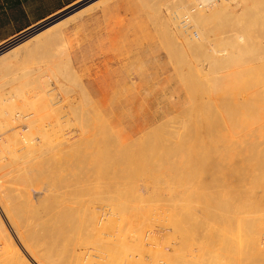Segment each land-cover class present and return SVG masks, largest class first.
Listing matches in <instances>:
<instances>
[{
  "label": "rangeland",
  "instance_id": "374dc122",
  "mask_svg": "<svg viewBox=\"0 0 264 264\" xmlns=\"http://www.w3.org/2000/svg\"><path fill=\"white\" fill-rule=\"evenodd\" d=\"M85 1L87 0H82L60 15L81 5ZM95 1L91 0L83 5L85 7ZM177 1L179 0H112L106 5L100 6L76 18L65 26L60 27L58 29V31L60 30L58 33H61L59 38H57L58 33L54 34V38L53 36L46 39L44 36L42 40L34 38V40L25 43V45H29V51L26 52V54H19L20 56H17V59L14 57L15 60L12 59L9 63H0V65L8 64L0 68V175L3 174L0 176V199L4 198L5 195L6 197L8 196L10 200L12 198L13 200L24 199V201L28 199L27 201L29 204L26 206L20 205L19 203L14 205L9 204L10 206H8L11 212L9 216L14 219L16 223L17 221L18 223H24L23 221L26 220L32 227L36 226L33 227L34 229H31V234L29 233V237L32 241L37 240L38 243V240H46L51 243L54 240L51 241L49 240L50 238L48 239L46 236L50 237L54 234V231H59V233L56 232L59 235H55L56 237L58 235L56 240L58 243H55V241L51 243V247L54 248V246L56 247L57 245L58 249L56 248L54 250L52 248L51 250V247L48 246L49 250H47L49 253L53 251L57 252L54 256H51V258L53 257L51 259L53 264H56V262L57 264H73L76 259H78V263L75 262L74 264H80V261L82 264H98L97 262H99V260H95L93 257V259L89 258L90 261L81 259L80 256L71 260L70 258L72 257L69 255L73 253V250L71 251L70 249L72 245H70L69 242L73 239V242H75L78 236H82L83 226L85 227L88 225L86 221L87 216L90 215V211H95L94 215H96V220L99 217V219H103L102 223L104 224L101 225L100 221V224L97 225L98 228L96 231L100 230V232L104 231L107 221L113 218L117 222L120 218L129 219V217L145 221L143 225L146 230L145 228L144 230L150 231L148 234L150 236L145 235L142 238L140 246H135V244L132 250L130 249V252L135 251L134 253H136L133 254L131 252L134 256V264H167L170 262L171 258L172 261L174 260L175 262H170L172 264H264V258L257 262V259L252 257L248 244L250 238L248 233L256 226L264 224L261 222L257 223L258 221L264 220V212H261V210L264 211V202L259 206V201L255 200L257 198L259 199L260 196L264 199V189L259 190L262 189L264 185L257 188L258 195H256L257 193L253 194L256 195L257 198L248 197V199L245 200H248V202H244L243 204L239 202L242 198H239L237 202H235V204H239L240 206L239 211L241 210L235 217H239L231 218L230 223H228L229 225L225 220L219 221L228 225L221 228V230L227 229L228 231L226 230L225 232L228 234L225 233L226 237H223L225 239H218L214 234L217 229L214 230L213 227L215 226L214 219L216 222H218V220L215 217L212 219L213 216H211V214L214 215L215 212L213 211L212 213L211 210L209 212L207 206H211L210 208L213 210V208L220 203L218 200L213 199L215 198L213 196V183H218L217 178L221 177L223 171H217L215 173L207 172L205 179L207 177L209 179L204 180V178H202L203 180L197 184L198 186L195 185L192 178L193 174H195L193 173L195 167L206 164V162V165L214 164L212 155H233L231 157H244V159L248 156L246 161V166L249 164L246 169L248 171H245V173L252 172L251 168L256 164V157L258 158L259 153L264 156V17L255 20L257 24L256 28L250 26L249 24L254 21V18L253 15L248 14L247 10V8L253 7L255 4L257 5L255 10H258V6L262 3V0H229L231 3L228 8L229 10L226 9L218 13L220 15L217 14L211 21V26L214 28V31L218 27L215 32L226 29L222 38L215 37V40H210L209 45L204 43L207 47L195 50L191 48L190 42L184 40V37L189 38V36H191L193 40L197 42L201 34L199 30L193 27L191 30H188V28L183 25L181 16L182 14L185 15L190 8L195 7L198 1L195 0L194 3L196 5H188L181 16L179 15L180 17L171 11L174 7L173 4H176ZM214 1L218 4L222 0H213L212 3H214ZM172 2L174 3L171 4ZM212 3L209 7L213 8L214 4ZM83 5L64 16L59 17L60 15H58L57 18L54 17L42 23L36 29L26 31V36L32 33H40L39 31H45V29L50 28L52 25L54 26V23L59 22L60 19L71 13L78 12V9H83ZM170 14H174L173 16L175 18ZM190 24L192 23L190 22ZM186 31L190 35L187 34ZM226 36L235 39L234 44L233 42H226V40H224ZM172 39H175V41ZM20 41L1 52L8 51L20 43ZM210 47H214L217 51L219 50V53L216 55H225L222 60H219L220 62L222 61L220 64L218 60L211 62L212 68H209V60L211 61L210 51L204 50H209ZM68 51L72 56L71 65L69 56L65 54ZM1 56L2 55H0V58H2ZM199 72H201L202 75ZM75 73L78 74L79 78ZM89 73L92 75H85ZM76 77L78 80L75 79ZM81 88L87 91L89 90L87 93L89 97L86 95L84 96L83 93L85 90ZM97 88L106 89L105 91L96 92L95 90H97ZM40 90L42 91L41 93ZM221 90H223L222 93ZM42 97L44 99H42ZM87 97L88 101L85 99ZM89 101L95 103L92 104V102H90V104H92L90 105L88 103ZM50 102L51 106L48 104ZM70 103L71 105L74 103L75 108H78L74 110L75 108L73 107L69 113L70 109L68 105H70ZM258 106L262 109L258 108ZM50 107L52 110H55V112H52ZM218 107L222 108L219 110ZM73 110L74 112H72ZM94 110L98 111L99 115H96ZM23 115L29 118L24 120L25 118ZM30 117L32 120H29L31 119ZM148 120L152 121V123L144 127V125L148 123ZM211 121L214 122L215 125L211 123ZM78 122L81 123V126H79L80 124ZM82 122L87 123L85 126H82ZM109 123H112L111 128L108 125ZM246 123H248V125L250 124L248 128L250 127L249 129L252 130L251 132L253 134L248 132V128H244L247 126ZM76 125L82 128L88 126L85 129L89 128V130L83 131L84 129L80 128V132L79 127ZM258 125L260 128H258ZM206 126L209 128H206ZM48 127L51 128V130ZM28 128H30V130H28ZM16 129H18V131ZM225 129H227V131ZM14 131L15 133H12ZM76 131L77 133H75ZM138 131L140 132L136 134ZM92 133L94 137L91 135ZM217 133L220 135H217ZM77 134L80 135L78 136ZM127 134H131L134 137V141L132 140V142L130 141L131 143L128 142L123 144L121 139L127 136ZM86 135L90 136L88 140L86 139L89 136ZM13 136L14 138H12ZM22 136H25L28 143H30V149H28L29 147L27 148L29 151L23 148L25 144L23 141L24 139L21 138ZM61 137H64V142L59 140ZM77 137L79 140L76 139ZM97 137L99 139H97ZM92 138L94 140H92ZM100 140H103L105 143ZM79 141L84 143L81 144ZM86 141L90 142L86 144ZM151 141H153V144ZM75 142H77L78 151H75L77 150V147L74 148L75 144H71ZM63 143L66 145L69 143V145L72 146L65 147ZM55 145H57V148L54 147ZM82 146L83 148H80ZM124 146L125 148H123ZM71 147L74 151L73 153L70 150ZM58 148L59 150H57ZM50 149H52V151ZM150 149L152 150L149 151ZM166 151H168V153ZM79 153L83 154V157L79 155ZM206 153L207 156H210L206 157ZM256 154L258 155L256 156ZM128 155H130V157H128ZM200 155L205 156L203 158L202 156L200 157ZM146 156L148 159H146ZM197 157H200V162H196L199 159ZM253 158H255V160ZM230 160L225 163H230L228 164L229 166L226 165L227 167L224 169L226 173H233L231 169L237 168L238 166L237 160H234L235 163L233 159ZM90 162L91 164H89ZM83 168L85 171L91 168V171H97L101 174V178L95 184H92L94 187L85 183V187L83 186V188L78 189L80 192L78 190L76 192H71L72 194L68 196L69 199L64 197L57 198L54 194L50 195L45 191L44 188L47 189L50 184L55 188L59 184L57 181L66 180V175L70 176L69 172L72 171V169L81 171ZM188 168L191 173L186 172ZM15 170L17 171L15 172ZM65 171L66 174L64 175L63 172ZM146 171H148V173ZM216 173L217 175H215ZM59 174H63V178L60 177ZM213 174L215 177L212 176ZM233 174L235 175V172ZM185 177H188L189 185L187 187L188 190L185 192L187 194L183 191ZM158 184L160 186H158ZM113 190L115 191L113 192ZM168 190L170 193L167 192ZM115 193L118 197L114 195L115 198H113V194ZM120 193H122V195H120ZM16 194L18 196H16ZM44 194L47 195L43 197ZM205 194H207V196ZM208 194H211V196H208ZM109 195H111V198ZM246 196H248V194H246L245 197ZM249 199L258 202L255 204V201H249ZM207 201L209 202L207 203ZM225 201L226 200L222 203H225ZM242 201H244V197ZM31 202L34 203L31 204ZM249 202H254L253 204L257 206L247 205ZM77 205L79 206L76 207ZM72 206L74 208H72ZM242 206H245V209ZM253 206L255 209L257 208L256 210H258V207L260 208L259 211H257L258 214L255 213L254 210H251ZM182 210H185L186 213L187 210L189 212L185 216L188 218L190 217V220L188 219V227L191 229L194 228V225L191 224L194 217L205 222L204 225H206L208 221L211 224L208 225V229V226L205 229L203 224L201 226L198 224L199 227H196L198 231L197 235H193L194 238H192V235H190L191 238L187 236L188 242L184 244H182L180 230H174L172 224L173 220H180V217L182 218V215L184 216L185 213H183ZM173 212L175 214H173ZM145 213L147 215H145ZM27 218H29V220ZM107 218L110 220H107ZM0 220L4 228L6 227V232L8 231V237L10 235L11 238L9 240L11 242L5 240L7 236H4V233L0 230V237H3L2 240L5 243L0 241V264H10L8 263L11 262V259L8 261L10 251L15 256H10V258H15H13L14 260L12 259L11 264H21L24 262L23 260L27 259L29 264H38L39 262L37 263L34 261L29 250L23 247L25 246V243H22L24 240H19L21 238L17 235L13 222L9 221V217L5 216L1 208ZM67 220L73 222H68ZM114 220L111 221L114 222ZM253 220L254 222H252ZM121 221L122 220H120V224L123 223L121 226L123 228L126 222ZM85 223L87 225H85ZM114 225L116 228L119 227L116 222ZM48 226H53L55 228L56 226L59 227H57L56 230ZM160 228L161 230H159ZM117 229L121 231V229ZM249 229H251V231ZM105 230L108 231L107 228ZM261 230L263 231L264 228H261ZM50 231L52 232L51 235L49 233ZM106 231H104V233ZM80 232H82L81 235ZM100 232L99 234L102 236L103 233ZM250 234L251 233H249V235ZM259 234H261V238L259 237V239L263 241L264 231ZM60 235L63 237H60ZM237 237L239 238L237 239ZM102 240L104 243L100 240L98 244H101L100 246L103 247L106 244L105 241H107L106 236L105 239L102 238ZM43 241H40L38 244H44ZM73 242L71 244H73ZM2 246L4 247V251L2 250ZM14 246H16V248ZM73 246H78V244L74 243ZM261 246L263 249L264 242H262ZM41 248L42 247L38 245V254L39 256H44L42 251L44 247L42 250ZM160 249L163 251L160 252ZM77 250L76 247V252L78 253L79 251ZM53 253H51V255ZM20 254H22V256ZM56 258L57 260H55ZM180 258L184 259V261L181 262L182 260L180 261ZM70 260L73 262L70 263ZM92 260L95 261L93 262ZM117 260L119 261L120 259ZM101 261L105 264L112 263V259L109 258L108 260L104 258ZM116 261L113 263H127L126 261Z\"/></svg>",
  "mask_w": 264,
  "mask_h": 264
},
{
  "label": "bare ground",
  "instance_id": "6f19581e",
  "mask_svg": "<svg viewBox=\"0 0 264 264\" xmlns=\"http://www.w3.org/2000/svg\"><path fill=\"white\" fill-rule=\"evenodd\" d=\"M95 1V0H94ZM109 0H97V1H95V2H93L92 4H89L88 6H85L84 7V5H83V9L81 8V10H79L78 9V12H76V13H71L69 16H67V18H65V19H63V20H61V21H59V22H56V23H54V26L52 25V28L50 29H45V31H39L40 33H32V34H29L26 38H24V41L23 40H21L22 42H24V43H20L21 45L20 46H16V47H12V48H14V49H10L11 51H6V52H4L5 53V55H2L1 57L2 58H0V63H9L12 59H14L15 60V58L17 57V56H20L19 54H26V52H28L29 51V45H25V43L26 42H28V41H31V40H34V38H37V39H41L42 40V38L45 36V39L46 38H48V37H50V36H53V38L55 37L54 36V34H56V33H58L59 31H58V29L60 28V27H62V26H65L66 24H68V23H70V22H72L73 20H75L76 18H78V17H80L82 14H86L87 12H89V11H93L94 9H96V8H98V7H100V6H103V5H105L107 2H108ZM176 1V0H175ZM198 1V4L196 5L194 2H195V0H179V1H177V3L176 4H173L174 2H172L171 4H173V10L171 9V11L174 13V14H176V15H178V17H180L181 16V14H182V12L187 8V6L188 5H190V4H195L196 6L194 7L195 8V10H194V12H193V14H189V16H191V18L189 19V27H188V30L190 29H192V27L193 28H196L197 30H199V32H200V34H201V36H200V38H199V40L196 42V40H193V37H191V36H189V38L188 37H184V40H186V41H188V42H190V45H191V48H193L194 50L195 49H202V48H205V47H207L204 43H207L208 45H209V43H210V40H212V39H214L215 40V37L217 38H222V36H223V34H224V32H225V30L226 29H221L222 31H219L218 30V32H215V31H217V29H218V27H217V29L214 31V28L211 26V21H212V19L218 14V13H220V12H223V11H225L226 9L227 10H229L228 8L230 7V1L229 0H222L220 3H215V1H214V3H212L213 2V0H197ZM223 1H229V2H223ZM212 4H214V6H213V8L212 7H209L210 6V4L211 3ZM209 3V4H208ZM244 3V2H243ZM170 4V5H171ZM199 4H201V5H199ZM216 5V6H215ZM256 4L255 5H253V7H250V8H247V10H248V14H251V15H253V18H254V21L253 22H251V24H249L250 26H253V27H257V24H256V21L255 20H257L258 18H260V17H264V0H262V3L261 4H259V6H258V10H255L256 9ZM210 8V9H209ZM244 9V8H243ZM245 10V9H244ZM170 11V12H171ZM171 12V13H172ZM188 12H190L189 10H188ZM188 12H186V14L188 13ZM227 13H230V12H227ZM240 13V12H239ZM173 14V15H174ZM185 14V15H186ZM170 15H172V14H170ZM172 15V16H173ZM180 15V16H179ZM218 15H220V14H218ZM174 17V16H173ZM57 18V17H56ZM175 18V17H174ZM181 20H183V18H184V14H182V16H181ZM224 19H226V18H224ZM172 21H174L173 19H171ZM219 20V19H218ZM176 21V20H175ZM262 21V20H261ZM264 21V20H263ZM190 22L192 23V24H190ZM221 22H223V21H221ZM228 22V21H227ZM216 23H218V22H216ZM171 24H173V23H171ZM219 24V23H218ZM175 25V24H174ZM191 25V26H190ZM228 25V24H227ZM224 26V25H223ZM250 26H248V27H250ZM220 27H221V25H220ZM41 28V27H40ZM166 29V28H165ZM172 30V29H171ZM173 31V30H172ZM176 32V31H175ZM186 33H187V31H186ZM41 34V35H40ZM43 34V35H42ZM61 33H58V37L57 38H59V35H60ZM187 34H189V33H187ZM166 35V34H165ZM178 35V34H177ZM190 35V34H189ZM258 35V34H257ZM39 36V37H38ZM40 36H42V37H40ZM172 36V35H171ZM62 37V36H61ZM259 37V36H258ZM176 38V37H175ZM240 38V37H239ZM51 39V38H50ZM172 40H174L175 41V39H172ZM182 41H184L183 39H181ZM224 40H226V42H229V43H231V42H233V44H234V41H235V39H233L232 37H229V36H226L225 38H224ZM185 42V41H184ZM187 42V43H188ZM215 42V41H214ZM258 42V41H257ZM216 43V42H215ZM255 43V42H254ZM19 44V43H18ZM17 44V45H18ZM30 44V43H29ZM31 45H32V43H31ZM30 45V46H31ZM187 45V44H186ZM245 45V44H244ZM256 45V44H255ZM176 46V45H175ZM188 46V45H187ZM215 47V46H214ZM214 47H210L209 48V50L208 49H204V50H207V51H210V59H211V61L209 60V68H212L211 67V62H215V61H219V60H222V58H224L225 57V55L224 56H221V55H216V54H218L219 52V50L217 51V50H215L214 49ZM235 47H238V46H235ZM243 47V46H242ZM188 49V48H187ZM182 50V49H181ZM66 51V50H65ZM227 53V52H226ZM230 53V52H229ZM66 55H68V52L67 53H65ZM183 54V53H182ZM185 54V53H184ZM221 54V53H220ZM177 55V54H176ZM186 55V54H185ZM15 57V58H14ZM17 59V58H16ZM68 59V58H67ZM182 59V58H181ZM229 59V58H228ZM178 60V59H177ZM226 60V59H225ZM178 62V61H177ZM222 62V61H221ZM220 61H219V64L221 63ZM223 62H225V61H223ZM63 63V62H62ZM214 64V63H213ZM216 64H218V63H216ZM6 65H8V64H6ZM6 65H3V64H1L0 65V68H1V66L2 67H4V66H6ZM11 66V65H10ZM178 67H180V66H178ZM59 68V67H58ZM69 69H71V68H69ZM197 69H199V68H197ZM212 70V69H211ZM201 71V70H200ZM210 71V70H209ZM223 71V70H222ZM203 72H205V71H203ZM257 72H258V69H257ZM199 73H201V72H199ZM222 73V72H221ZM254 73V72H253ZM73 74V73H72ZM214 74H216V73H214ZM201 75H202V73H201ZM204 75V74H203ZM204 76H206V75H204ZM214 76V75H213ZM186 77H189V76H186ZM211 77V76H210ZM74 78V77H73ZM203 78V77H202ZM76 80H78V78L76 77L75 78ZM191 86V85H190ZM83 87V86H82ZM82 89V88H81ZM82 90H85V89H82ZM222 91L223 90H221V93H222ZM259 91V90H258ZM42 91L40 90V93H41ZM29 93V92H28ZM86 91L83 93L84 94V96L86 95V96H88L89 97V95L86 93ZM187 93H190V92H187ZM220 93V92H219ZM48 94V93H47ZM51 94V93H50ZM253 94H255V93H253ZM252 94V95H253ZM264 94V93H263ZM31 95V94H30ZM79 95V94H78ZM189 95V94H188ZM195 95V94H194ZM251 95V94H250ZM40 96H43V95H40ZM81 96V95H80ZM217 96V95H216ZM224 96H225V94H224ZM260 96V95H259ZM43 97H45V96H43ZM42 97V99H44ZM88 97L87 98H85L87 101H88ZM192 97H194V96H192ZM191 97V98H192ZM222 97H223V95H222ZM38 98V97H37ZM41 98V97H40ZM46 98V97H45ZM195 98V97H194ZM262 98V97H261ZM42 99H39V100H42ZM55 99V98H54ZM253 99H255V98H253ZM35 100H37V99H35ZM39 100H38V102H39ZM46 100V99H45ZM56 100V99H55ZM67 100V99H66ZM262 100V99H261ZM49 101V100H48ZM52 101H54V100H52ZM193 101V100H192ZM34 102V101H33ZM37 102V103H38ZM58 102V101H57ZM67 102V101H66ZM90 102H92V101H89L88 103L90 104ZM194 102V101H193ZM208 102V101H207ZM228 102V101H227ZM54 103V102H53ZM68 103V102H67ZM205 103V102H204ZM217 103V102H216ZM48 104H50L49 106H51V102L50 103H48ZM69 104V103H68ZM93 104V103H92ZM92 104H90V105H92ZM213 104V103H212ZM211 104V105H212ZM262 104V103H261ZM63 105V104H62ZM75 104L74 103H72V105H71V103H70V105H68L69 106V109H70V111H69V113L71 112V110H72V108L74 107L75 108V106H74ZM78 105H79V103H78ZM68 106H66V107H68ZM71 106V107H70ZM86 106V105H85ZM215 106V105H214ZM259 106H260V104H259ZM258 106V108H261V107H259ZM251 107V106H250ZM49 108V107H48ZM78 108V107H77ZM77 108H75L74 110H76ZM219 108V110H220V108H222V107H218ZM50 109H51V107H50ZM49 109V110H50ZM212 109V108H211ZM262 109V108H261ZM43 110H45V109H43ZM67 110V109H66ZM66 110H63V111H66ZM74 110L72 111V112H74ZM207 110V109H206ZM51 111L53 112H55V110H52L51 109ZM63 111H61V112H63ZM79 111V110H78ZM249 111V110H248ZM257 111V110H256ZM92 112V111H91ZM97 112V113H96ZM206 112H208V111H206ZM221 112H223V111H221ZM68 113V114H69ZM79 113V112H78ZM94 113L96 114V115H99L98 113V111H95L94 110ZM248 113V112H247ZM260 113V112H259ZM51 114V113H50ZM199 114V113H198ZM251 114V113H250ZM264 114V113H263ZM66 115V114H65ZM72 115V114H71ZM75 115V114H74ZM91 115V114H90ZM188 115V114H187ZM204 115V114H203ZM208 115V114H207ZM229 115V114H228ZM232 115V114H231ZM253 115H255V114H253ZM49 116V115H48ZM62 116V115H61ZM60 116V117H61ZM176 116V115H175ZM190 116V115H189ZM198 116V115H197ZM23 117L25 118L24 120H27L28 118H26L27 116H25V115H23ZM47 117V116H46ZM45 117V118H46ZM64 117V116H63ZM179 117V116H178ZM31 118V117H30ZM78 118V117H77ZM81 118V117H80ZM88 118V117H87ZM93 118V117H92ZM91 118V119H92ZM97 118H98V116H97ZM213 118V117H212ZM57 119V118H56ZM63 119V118H62ZM100 119V118H99ZM29 120H32V118L31 119H29ZM59 120V119H58ZM85 120V119H84ZM256 120H258V119H256ZM255 120V121H256ZM227 121H229V120H227ZM240 121V120H239ZM13 122V121H12ZM88 122V121H87ZM86 122V123H87ZM102 122V121H101ZM221 122H223V121H221ZM220 122V123H221ZM247 122V121H246ZM5 123V122H4ZM79 123V122H78ZM83 123V122H82ZM86 123H83L82 124V126L84 125L85 126V124ZM93 123V122H92ZM96 123H98V122H96ZM168 123V122H167ZM197 123V122H196ZM211 123H213L214 125H215V123L214 122H212L211 121ZM227 123V122H226ZM256 123H258V122H256ZM262 123V122H261ZM13 124H14V122H13ZM12 124V125H13ZM29 124V123H28ZM33 124V123H32ZM53 124H55V123H53ZM80 125L79 126H81V123H79ZM171 124V123H170ZM206 124H208V123H206ZM11 125V126H12ZM30 125V124H29ZM46 125H47V123H46ZM179 125V124H178ZM209 125V124H208ZM228 125V124H227ZM243 125H244V123H243ZM242 125V126H243ZM246 127H244V128H248V126L250 125H248V123H246ZM263 125V124H262ZM4 126H6V125H4ZM31 126V125H30ZM30 126H27V127H30ZM48 126V125H47ZM46 126V127H47ZM52 126V125H51ZM76 126H78V125H76ZM78 126V127H79ZM174 126H176V125H174ZM210 126H212V125H210ZM226 126V125H225ZM259 126V125H258ZM7 127V126H6ZM15 127V126H14ZM53 127V126H52ZM88 126H86V127H79V130H80V128H82V129H84L83 131H87V130H89V128L88 129H85V128H87ZM183 127H185V126H183ZM182 127V128H183ZM200 127V126H199ZM213 127H215V126H213ZM224 127V126H223ZM36 128H38V127H36ZM45 128V127H44ZM49 128V127H48ZM47 128V129H48ZM163 128H165V127H163ZM169 128V127H168ZM206 128H209L208 126H206ZM205 128V129H206ZM250 128V127H249ZM248 128V132H251L252 130H250ZM258 128H260V126L258 127ZM257 128V129H258ZM46 129V131L48 132V130ZM50 130H51V128H49ZM91 129V128H90ZM183 129H185V128H183ZM215 129V128H214ZM13 130H15V129H13ZM17 131H18V129H16ZM28 130H30V128H28ZM181 130V129H180ZM226 131H227V129H225ZM244 130V129H243ZM255 130V129H254ZM16 131V132H17ZM162 131V130H161ZM160 131V132H161ZM173 131V130H172ZM191 131V130H190ZM214 131V130H213ZM216 131H218V130H216ZM221 131V130H220ZM257 131V130H256ZM255 131V132H256ZM259 131V130H258ZM79 132V131H78ZM80 132H81V130H80ZM79 132V133H80ZM163 132V131H162ZM170 132H171V130H170ZM176 132V131H175ZM183 132V131H182ZM245 132H246V130H245ZM12 133H15V131L14 132H12ZM46 133V132H45ZM63 133V132H62ZM61 133V134H62ZM75 133H77V131L75 132ZM85 133V132H84ZM95 133V132H94ZM165 133V132H164ZM180 133V132H179ZM191 133H193V132H191ZM228 133V132H227ZM252 133V132H251ZM250 133V134H251ZM110 134H111V132H110ZM163 134V133H162ZM219 133H217V135H218ZM246 134V133H245ZM253 134V133H252ZM10 135V134H9ZM14 135V134H13ZM46 135V134H45ZM48 135V134H47ZM78 136L80 135V134H77ZM85 135V134H84ZM93 137H94V135H93V133L91 134ZM220 135V134H219ZM222 135H224V134H222ZM260 135H262V134H260ZM35 136V135H34ZM57 136V135H56ZM75 136H76V134H75ZM83 136V135H82ZM82 136H80V137H82ZM86 136H89V135H86ZM181 136V135H180ZM194 136V135H193ZM259 136V135H258ZM8 137V136H7ZM10 137V136H9ZM16 137V136H15ZM43 137V136H42ZM49 137V136H48ZM66 137H68V136H66ZM84 137V136H83ZM110 137H112V136H110ZM192 137V136H191ZM201 137V136H200ZM224 137V136H223ZM223 137H221V138H223ZM229 137H230V135H229ZM246 137V136H245ZM12 138H14V136L12 137ZM22 139H24L23 141H24V146H23V148H25L27 151H29L28 149H30V143H28V141L26 140V138H25V136L23 137H21ZM44 138V137H43ZM56 138V137H55ZM64 138V137H63ZM63 138L61 137V139H59V140H62V142H64L63 141ZM75 138V137H74ZM90 138V136L86 139V140H88ZM96 138V137H95ZM173 138H175V137H173ZM172 138V139H173ZM246 138H249V137H246ZM45 139V138H44ZM49 139V138H48ZM66 139V138H65ZM77 140H79L78 139V137L76 138ZM97 139H99L98 137H97ZM102 139V138H101ZM109 139V138H108ZM177 139H178V137H177ZM256 139V138H255ZM43 140V139H42ZM59 140H58V142H59ZM67 140V139H66ZM81 140V139H80ZM92 140H94L93 138H92ZM193 140V139H192ZM192 140H191V143H192ZM261 140H262V138H261ZM44 141V140H43ZM75 141V140H74ZM83 141V140H82ZM100 141H102L103 143H105L103 140H100ZM113 141V140H112ZM134 141V140H133ZM245 141V140H244ZM49 142V141H48ZM51 142V141H50ZM54 142V141H53ZM66 142V141H65ZM69 142V141H68ZM80 142V141H79ZM87 143L86 144H88L89 142L88 141H86ZM92 142H95V141H92ZM132 142V141H131ZM130 142V143H131ZM147 142V141H146ZM152 142V144H153V141H151ZM181 142V141H180ZM187 142V141H186ZM199 142V141H198ZM213 142V141H212ZM256 142H259V141H256ZM36 143V142H35ZM39 143V142H38ZM44 143H46V142H44ZM81 144H83L82 142H80ZM129 143V144H130ZM148 143V142H147ZM214 143V142H213ZM250 143V142H249ZM253 143H255V142H253ZM54 144V143H53ZM52 144V145H53ZM71 144H75L74 145V148H76L77 147V142H75V143H71ZM94 144V143H93ZM100 144V143H99ZM118 144V143H117ZM199 144V143H198ZM33 145H34V143H33ZM32 145V146H33ZM35 145H37V144H35ZM61 145V144H60ZM63 145H65V147H67V146H72V145H69V143H67V145L66 144H64L63 143ZM62 145V146H63ZM100 145H103V146H105L104 144H100ZM150 145V144H149ZM168 145V144H167ZM166 145V146H167ZM78 146H81V145H78ZM92 146V145H91ZM94 146V145H93ZM96 146V145H95ZM102 146V147H103ZM116 146H118V145H116ZM190 146V145H189ZM29 147V148H28ZM42 147V146H41ZM54 147H56L57 148V145H55ZM99 147H101V146H99ZM126 147H127V145H126ZM181 147V146H180ZM249 147V146H248ZM259 147V146H258ZM28 148V149H27ZM31 148H33V147H31ZM49 148H51V147H49ZM70 148V147H69ZM80 148H83V146L82 147H80ZM88 148V147H87ZM86 148V149H87ZM116 148H118V147H116ZM122 148V147H121ZM123 148H125V146L123 147ZM128 148H130V147H128ZM132 148V147H131ZM166 148H168V147H166ZM22 149V148H21ZM61 149H64V148H61ZM77 150H75V151H78V147L76 148ZM88 149H90V148H88ZM87 149V150H88ZM96 149H98V148H96ZM133 149V148H132ZM160 149V148H159ZM187 149V148H186ZM222 149V148H221ZM25 150V151H26ZM36 150V149H35ZM34 150V151H35ZM51 151H52V149H50ZM56 150V149H55ZM57 150H59V148L57 149ZM56 150V151H57ZM67 150H69V149H67ZM71 151H72V153L74 152L73 150H72V147H71V149H70ZM84 150V149H83ZM83 150H81V151H83ZM99 150V149H98ZM127 150V149H126ZM152 149H150L149 151H151ZM161 150V149H160ZM166 150V149H165ZM215 150V149H214ZM238 150V149H237ZM247 150V149H246ZM39 151V150H38ZM53 151H54V149H53ZM55 151V152H56ZM97 151V150H96ZM127 151H130V150H127ZM144 151V150H143ZM216 151V150H215ZM227 151V150H226ZM49 152V151H48ZM47 152V153H48ZM59 152H62V151H59ZM69 152V151H68ZM84 152V151H83ZM85 152H87V151H85ZM97 152H99V151H97ZM116 152V151H115ZM167 153H168V151H166ZM212 152H214V151H212ZM217 152V151H216ZM234 152V151H233ZM243 152V151H242ZM53 153V152H52ZM71 153V154H72ZM82 153V152H81ZM96 153V152H95ZM106 153V152H105ZM128 153V152H127ZM157 153V152H156ZM231 153V152H230ZM26 154V153H25ZM76 154V153H75ZM88 154V153H87ZM104 154V153H103ZM110 154V153H109ZM119 154V153H118ZM246 154H249V153H246ZM264 154V153H263ZM8 155H10V154H8ZM51 155V154H50ZM53 155H55V154H53ZM78 155V154H77ZM79 155H82V157H83V154H80L79 153ZM78 155V156H79ZM146 155H148V154H146ZM159 155V154H158ZM178 155H180V154H178ZM212 155V154H211ZM258 154H256V156H257ZM15 156V155H14ZM67 156V155H66ZM65 156V157H66ZM77 156V157H78ZM89 156H91V155H89ZM88 156V157H89ZM144 156V155H143ZM163 156V155H162ZM181 156V155H180ZM203 157L204 158V156L205 155H200V157ZM208 156H210V155H208ZM207 156V153H206V157H208ZM231 156H233V155H230V156H223V155H218V156H213L212 155V158H213V161H214V164L212 163V164H208V165H206L207 164V162H206V164H201V163H198V164H201L200 166H198V167H195L194 168V171H193V173H195V174H193V176H192V178H193V182H195V185H197L199 182H201L203 179L202 178H204V180H208L209 178L207 177L206 179H205V177L207 176V172L209 173V172H211V173H215V172H222L223 171V173H222V175H221V177H216L217 178V182L218 183H213L214 184V193H213V196L215 197V198H213V199H216V200H218L220 203H219V205L218 206H215L214 208H213V210H212V208H210V207H208L207 206V208L209 209V212H210V210L212 211V213H213V211L215 212V214L214 215H212L211 214V216H213L212 217V219L215 217L217 220H218V222H216V220L214 219V221H215V226H213L214 227V230L215 229H217L216 231H215V233H214V231H213V233L215 234V237L217 236L218 237V239H225V238H223L224 236L226 237V234H228L227 232H225L226 230H221V228H224V227H226V226H228L229 224L228 223H230V219L231 218H234L235 216H236V214L237 213H240L241 212V210L239 211V209H240V206H239V204H235V202H237V200L239 199V198H242V200H243V197H244V201H240L239 200V202H242V204L245 202H248V200L247 201H245L246 199H248V197L250 198H257V196L256 195H258V191H257V188L259 187H261V186H263L264 185V156L263 155H260V153H259V155H258V158L256 157V164L254 165V167L253 168H251V170H252V172H246L245 173V171H248V170H246L247 169V166L249 165H247L246 166V161H247V157H246V159H244V157H237V156H234V157H231ZM242 156V155H241ZM250 156H252V155H250ZM255 156V155H254ZM91 157H93V156H91ZM128 157H130V155H128ZM200 157H197V158H199L196 162H200L199 160H200ZM253 157V156H252ZM74 158V157H73ZM72 158V159H73ZM190 158V157H189ZM211 158V159H212ZM76 159V158H75ZM79 159H81V158H79ZM83 159V158H82ZM126 159H127V157H126ZM146 159H148V157L146 156ZM146 159H145V161H146ZM207 159V158H206ZM210 159V160H211ZM232 160L233 159V161L234 160H237V162H238V166H237V168H234V169H231L232 171H233V173L235 172V175L232 173V172H229V173H226V172H224V169H225V167H227L226 165H228V164H230V163H227V164H225L226 162H228L229 160ZM254 160H255V158H253ZM51 160H53V159H51ZM69 160H70V158H69ZM89 160H90V158H89ZM181 160H183V159H181ZM230 160V161H231ZM250 160H252V159H250ZM45 161V160H44ZM82 161V160H81ZM104 161V160H103ZM109 161H112V160H109ZM178 161V160H177ZM194 161V162H195ZM206 161V160H205ZM208 161V160H207ZM59 162V161H58ZM57 162V163H58ZM85 162H87V161H85ZM133 162H134V160H133ZM183 162V161H182ZM212 162V161H211ZM251 162H253V161H251ZM93 163V162H92ZM208 163H210V162H208ZM234 163H235V161H234ZM249 163V162H248ZM8 164H10V163H8ZM89 164H91V162L89 163ZM63 165V164H62ZM75 165H77V164H75ZM94 165V164H93ZM134 165V164H133ZM192 165H194V164H192ZM205 165V166H204ZM210 165V166H209ZM11 166V165H10ZM116 166H119V165H116ZM185 166V165H184ZM201 166H203V167H201ZM229 166V165H228ZM17 167V166H16ZM71 167H73V166H71ZM70 167V168H71ZM78 167H80V166H78ZM192 167H194V166H192ZM232 167V166H231ZM54 168H56V167H54ZM74 168V167H73ZM137 168V167H136ZM17 169V168H16ZM23 169V168H22ZM24 169H27V168H24ZM113 169H114V167H113ZM154 169V168H153ZM171 169V168H170ZM4 170V169H3ZM20 170V169H19ZM64 170V169H63ZM103 170V169H102ZM106 170V169H105ZM147 170V169H146ZM17 170H15V172H16ZM45 171V170H44ZM148 171H150V170H148ZM148 171H146L147 173H148ZM227 171V170H226ZM229 171V170H228ZM28 172V171H27ZM137 172V171H136ZM186 172H190L189 171V168H188V171H186ZM25 173V172H24ZM64 173V175L66 174V171L65 172H63ZM70 173V176L68 175H66V177H67V179L66 180H64V181H57L59 184H58V186H56L55 188H53L52 186H51V184H50V186H48L47 187V189L46 188H44L45 189V191H47L50 195H52V194H54L57 198H61V197H64V198H68V196L70 195V194H72L71 192H76L78 189H80V188H83V186L85 187L86 185H85V183H87L88 185H92V184H95L100 178H101V174H99L97 171H91V168H89L88 169V171L86 170H84V168L80 171V170H78V169H72V171H70L69 172ZM191 173V172H190ZM20 174V173H19ZM68 174V173H67ZM180 174H182V173H180ZM186 174V173H185ZM187 174H189V173H187ZM221 174V173H220ZM1 175H3V174H1ZM0 175V176H1ZM12 175H14V174H12ZM18 175V174H17ZM23 175V174H22ZM60 175V177H62V176H64L63 174L61 175V174H59ZM133 175H134V173H133ZM137 175V174H136ZM174 175H176V174H174ZM215 175H217V173L215 174ZM4 176H5V174H4ZM148 176H149V174H148ZM180 176H182V175H180ZM183 176H185V175H183ZM188 176V175H187ZM212 176H214V174L212 175ZM212 176H210V177H212ZM134 177V176H133ZM157 177V176H156ZM215 177V176H214ZM11 178V177H10ZM16 178V177H15ZM63 178V177H62ZM155 178V177H154ZM166 178V177H165ZM169 178V177H168ZM213 178V177H212ZM211 178V179H212ZM36 179V178H35ZM61 179V178H60ZM158 179V178H157ZM167 179V178H166ZM114 180V179H113ZM154 180V179H153ZM47 181V180H46ZM117 181V180H116ZM115 181V182H116ZM160 181V180H159ZM210 181V180H209ZM215 181V180H214ZM213 181V182H214ZM134 182V181H133ZM205 182V181H204ZM208 182V181H207ZM182 183V182H181ZM135 184V183H134ZM212 184V185H213ZM8 185H10V184H8ZM172 185V184H171ZM194 185V184H193ZM205 185V184H204ZM1 186V185H0ZM93 186V185H92ZM158 186H160L159 184H158ZM189 185H188V177H185V179H184V182H183V191H184V193L188 190V187ZM198 186V185H197ZM199 186H200V184H199ZM94 187V186H93ZM92 187V188H93ZM212 187V186H211ZM210 187V188H211ZM91 188V189H92ZM134 188V187H133ZM159 188V187H158ZM197 188V187H196ZM85 189V188H84ZM147 189V188H146ZM198 189V188H197ZM201 189V188H200ZM264 189V186H263V188L262 189H259V190H263ZM25 190V189H24ZM196 190V189H195ZM203 190V189H202ZM208 190V189H207ZM79 191V190H78ZM115 190H113V192H114ZM159 191V190H158ZM209 191V190H208ZM255 191H257V192H255ZM264 191V190H263ZM80 192V191H79ZM167 192H169V190L167 191ZM195 192V191H194ZM203 192V191H202ZM210 192V191H209ZM4 193H6V192H4ZM86 193V192H85ZM170 193V192H169ZM191 193H193V192H191ZM200 193V192H199ZM254 193H257L256 195H253ZM261 193V192H260ZM109 194H112V193H109ZM185 194H187V193H185ZM246 194H248V196H246L245 197V195ZM4 195V194H3ZM45 195H47V194H44L43 195V197L45 196ZM102 195V194H101ZM114 195H116V193L115 194H113V198H115L114 197ZM120 195H122V193H120ZM184 195V194H183ZM195 195V194H194ZM206 196H207V194H205ZM262 195V194H261ZM16 196H18L17 194H16ZM111 195H109V197H110ZM208 196H211V194L209 195L208 194ZM29 197V196H28ZM116 197H118L117 195H116ZM185 197V196H184ZM191 197V196H190ZM189 197V198H190ZM193 197V196H192ZM26 198V197H25ZM30 198V197H29ZM77 198V197H76ZM87 198V197H86ZM106 198V197H105ZM111 198V197H110ZM165 198V197H164ZM211 198V197H210ZM209 198V199H210ZM2 199H5V200H2ZM56 199V198H55ZM54 199V200H55ZM69 199V198H68ZM127 199H129V198H127ZM156 199V198H155ZM192 199V198H191ZM198 199H200V198H198ZM229 199V200H228ZM28 200V199H27ZM26 200V201H27ZM81 200V199H80ZM114 200V199H113ZM121 200V199H120ZM122 200H123V198H122ZM184 200H186V199H184ZM192 200H194V199H192ZM196 200V199H195ZM207 200V199H206ZM224 200H226L225 201V203H222ZM253 199H249V201H252ZM255 200H258L259 201V203L258 204H260L259 206H261V203H263L264 202V199H262L261 198V196H260V198L258 199H255ZM255 200H253V201H255ZM26 201H24V199L23 200H18V199H14L13 200V198L10 200V198L7 196L6 197V195L4 196V198H1L0 199V208H1V210L2 211H4V213H5V216H7V217H9V221H11V222H13V224H14V226H15V229H16V233H17V235L19 236V238H21V239H19V240H24L22 243H25L24 245L25 246H23V247H26V249H28L29 250V252L31 253V255H32V258H34V261L35 262H39L38 264H53V261L51 260L52 258H51V256H54L57 252H47V250H49L48 249V246H52V244L51 243H53L54 241H55V243H58L56 240H57V237H58V233H59V231L56 229L57 227H59V226H56V228L55 227H53V226H48V227H51V228H53V229H56L57 231H54L53 233V235H51L52 234V232L50 231L49 233H50V237H48V236H46V238H50L49 240H54V241H52L51 243L49 242V241H43V240H38V243L40 242V241H43L44 242V244H43V246H42V244H38L37 243V240H35V241H32L31 239H30V235H29V233L31 232V229H34L33 227H36V226H33L32 227V225L30 224V223H28V222H26V220L25 221H23L24 223H18V221H17V223H16V221H14V219H12L9 215V213H11L10 212V209H9V204H11V205H14V204H20V205H23V206H26L27 204H29V202L27 203ZM78 201V200H77ZM94 201V200H93ZM108 201V200H107ZM107 201H105V202H107ZM218 201H216V202H218ZM258 201H255V204L258 202ZM125 202V201H124ZM195 202V201H194ZM209 201H207V203H208ZM211 202V201H210ZM34 202H31V204H33ZM43 203V202H42ZM55 203H56V201H55ZM69 203V202H68ZM71 203V202H70ZM115 203V202H114ZM188 203V202H187ZM252 203V204H251ZM254 202H249V204H247V205H254L253 204ZM9 205V206H8ZM42 205V204H41ZM93 205V204H92ZM126 205V204H125ZM147 205V204H146ZM179 205V204H178ZM185 205V204H184ZM197 205V204H196ZM211 205H213V204H211ZM216 205V204H215ZM33 206V205H32ZM74 206V205H73ZM72 206V208H74ZM79 205H77L76 207H78ZM122 206V205H121ZM176 206V205H175ZM198 206H199V204H198ZM214 206V205H213ZM212 206V207H213ZM254 206H257V205H254ZM254 206L252 207V208H254ZM263 206V205H262ZM93 207H94V205H93ZM101 207V206H100ZM243 208L245 207V206H242ZM72 208H70V209H72ZM97 208V207H96ZM115 208V207H114ZM251 208V210L253 211L254 210V212L255 213H257L258 214V212L257 211H259V207H258V210H256L255 208L254 209H252ZM264 208V207H263ZM21 209V208H20ZM43 209V208H42ZM98 209V208H97ZM143 209V208H142ZM245 209V208H244ZM262 209V208H261ZM12 210V209H11ZM45 210V209H44ZM111 210V209H110ZM256 210V211H255ZM33 211V210H32ZM35 211V210H34ZM52 211V210H51ZM63 211H65V210H63ZM67 211V210H66ZM99 211V210H98ZM183 211V210H182ZM237 211V212H236ZM53 212V211H52ZM57 212V211H56ZM112 212V211H111ZM179 212V211H178ZM208 212V213H209ZM236 212V213H235ZM261 212H264V211H262L261 210ZM94 213H95V211H90V215L89 216H87V221H86V223L88 224H86L85 223V225H87V226H83V234H82V232H80V235L82 234V236H78V238H76L75 239V242H73L74 241V239L71 241L70 240V245H72V246H70L69 248L71 249V251L73 250V253L72 254H69L70 255V257H72V258H70L71 260H73V258L74 259H76V258H78V256H80L81 257V259H86V260H89L90 261V259L89 258H94L95 260L96 259H98L99 260V262H97L98 264L99 263H103V261H101L102 259H104V258H107V260H108V258L109 259H112V263L111 262H109V263H111V264H114L113 262L114 261H116L117 259H120L119 261L120 262H123V261H126L127 263L126 264H134L133 263V258H134V256H133V254H136V253H134L135 251H131L130 252V249L132 250V248H133V246L135 245V246H140V244L142 243V238L145 236V235H148L149 233H150V231H145L146 230V228L144 227V225L143 224H145L144 222V220H142V219H134V218H130L129 217V219H125V218H123V219H121L120 218V220H122L121 222H126L125 224L126 225H123V228L121 227L122 226V224H120V220L118 221L119 222V224H118V222L117 221H115L114 220V218L113 219H111V217H110V219L111 220H114V222L113 221H111L110 219H108L107 218V220H110V221H107V223H110V224H105L106 226L104 227L105 229L107 228V230L108 231H106L105 229H104V231H106L105 233H104V231L103 232H100V230H98L100 233H103L102 234V236H101V234H99V232L98 231H96L97 230V225L98 224H100V221H101V225L102 224H104V223H102L103 221V219H99V218H97V220L95 219V217H96V215H94ZM127 213V212H126ZM140 213V212H139ZM138 213V214H139ZM151 213V212H150ZM171 213V212H170ZM183 213H185L184 214V216L182 215V218L180 217V220H173L172 221V224H173V229L174 230H176V229H178V230H180V237H182V244H184L185 242H188L187 241V236H190V235H197V233H198V231H197V229H196V227H199L198 226V224L201 226L202 224L204 225L205 224V222H203L202 220H199L198 218H196V217H194V220H192V223L191 224H193L194 225V228L193 229H191V228H189L188 227V225H189V218L187 217V216H185L187 213H189L188 212V210H187V213H186V211L184 210L183 211ZM252 213V212H251ZM53 214H54V212H53ZM56 214H59V213H56ZM79 214V213H78ZM111 214V213H110ZM125 214V213H124ZM173 214H175L174 212H173ZM176 214H177V212H176ZM261 214V213H260ZM21 215V214H20ZM67 215V214H66ZM66 215H64V216H66ZM145 215H147L146 213H145ZM195 215V214H194ZM202 215V214H201ZM205 215V214H204ZM239 215V214H238ZM248 215V214H247ZM101 216V215H100ZM120 216V215H119ZM171 216V215H170ZM172 216H174V215H172ZM193 216V215H192ZM196 216V215H195ZM210 216V215H209ZM242 216V215H241ZM146 217V216H145ZM151 217V216H150ZM237 217H239V216H237ZM237 217H235V218H237ZM257 217V216H256ZM25 218V217H24ZM59 218V217H58ZM86 218V217H85ZM127 218V217H126ZM139 218V217H138ZM142 218V217H141ZM144 218V217H143ZM160 218V217H159ZM159 218H158V220H159ZM201 218V217H200ZM28 220H29V218H27ZM53 219V218H52ZM80 219H81V217H80ZM154 219V218H153ZM189 219V220H188ZM259 219V218H258ZM261 219V218H260ZM155 220V219H154ZM204 220V219H203ZM206 220V219H205ZM226 221L227 222V224L226 223H224V222H219V221ZM62 221V220H61ZM68 221V220H67ZM104 221H106V220H104ZM208 221V220H207ZM211 221V220H210ZM213 221V222H214ZM234 221V220H233ZM255 221H257V220H255ZM36 222V221H35ZM44 222V221H43ZM53 222V221H52ZM68 222H73V221H68ZM113 222V223H112ZM115 222L117 223V225L119 226V227H117V228H119V229H121V231L120 230H118L117 228H116V226L114 225L115 224ZM195 222V223H194ZM237 222V221H236ZM252 222H254V220L252 221ZM264 223V220H262V221H258L257 223ZM49 223V222H48ZM148 223V222H147ZM36 224H38V223H36ZM43 224V223H42ZM57 224H59V223H57ZM162 224V223H161ZM241 224V223H240ZM49 225V224H48ZM63 225V224H62ZM100 225V226H101ZM113 225H114V227H113ZM208 225H211L210 224V222L208 221V223L206 222V225H204L205 226V229H206V227L208 226ZM242 225V224H241ZM259 225V224H258ZM264 224H261V225H259V226H256L252 231H251V229H249L251 232H249V233H251L250 235H249V233H248V236L250 237L249 238V241H248V244H249V247H250V252H251V255H252V257L253 258H255V259H257V262H259L258 260H260V259H262V258H264V248L262 249V242H264V240L262 241L261 239H259V237L261 236V234H259V233H262L263 231L261 230V228L263 229L264 228V226H263ZM38 226V225H37ZM64 226V225H63ZM66 226V225H65ZM124 226H125V228H124ZM81 227V226H80ZM102 227V226H101ZM100 227V228H101ZM162 227V226H161ZM164 227V226H163ZM180 227H181V229H180ZM252 227V226H251ZM260 227V228H259ZM99 228V229H100ZM103 228V227H102ZM144 228H145V230H144ZM209 228V226L207 227V229ZM250 228V227H249ZM259 228V229H258ZM6 227L4 228V225L2 224V222H1V220H0V230L4 233L3 235L4 236H7V238L5 237V240H10L11 238H10V235H9V237H8V235H7V232H6ZM78 229H79V227H78ZM151 229V228H150ZM162 229H164V228H162ZM257 229H258V231H257ZM82 230V229H81ZM116 230H118V231H116ZM159 230H161V228L159 229ZM213 230V229H212ZM64 231H65V229H64ZM205 231V230H204ZM224 231V232H223ZM228 231V230H227ZM261 231V232H260ZM56 232H58V233H56ZM207 232V231H206ZM226 233V234H225ZM237 233V232H236ZM9 234V233H8ZM31 234V233H30ZM56 234H58L57 235V237L55 236ZM63 234H65V233H63ZM62 235V234H61ZM60 235V237H63V236H61ZM65 235H67V234H65ZM211 235V234H210ZM264 235V234H263ZM105 236H106V239H107V241H105V246H100L98 243L100 242V240L101 241H103L102 240V238H104L105 239ZM148 236H150V235H148ZM212 236V235H211ZM237 236V235H236ZM12 237V236H11ZM209 237V236H208ZM241 237V236H240ZM1 238V237H0ZM3 238V237H2ZM2 238H1V240L0 241H3L2 240ZM18 238V237H17ZM56 238V239H55ZM190 238H191V236H190ZM192 238H194V236L192 237ZM239 237H237V239H238ZM261 238V237H260ZM45 239V238H44ZM210 239V238H209ZM241 239V238H240ZM264 239V238H263ZM60 240V239H59ZM172 240V239H171ZM148 241V240H147ZM166 241V240H165ZM236 241V240H235ZM262 241V242H261ZM9 242H11V241H9ZM73 242V244L74 243H77L78 244V246H73V244H71ZM149 242V241H148ZM3 243H4V241H3ZM103 243H104V241H103ZM151 243V242H150ZM5 244V243H4ZM68 244V243H67ZM152 244V243H151ZM157 244V243H156ZM181 244V245H182ZM38 245L39 246H41L42 248L44 247V250H42V248H41V250L43 251V255L44 256H39V254H38V249H37V247H38ZM65 245H66V243H65ZM64 245V246H65ZM104 245V244H103ZM154 245H155V243H154ZM187 245V244H186ZM6 246V245H5ZM7 246H9V245H7ZM68 246V245H67ZM107 246H108V249H107ZM152 246V245H151ZM3 247V246H2ZM10 247V246H9ZM15 248H16V246H14ZM66 247V246H65ZM76 247H77V251H79L78 253L76 252ZM205 247V246H204ZM52 248L53 247H51L50 249L52 250ZM58 249V246L56 245V247L54 246V250L55 249ZM68 248V249H69ZM74 248V249H73ZM103 248V249H102ZM106 248V249H105ZM138 248V247H137ZM202 248V247H201ZM4 249V247L2 248V250ZM177 249V248H176ZM211 249V248H210ZM50 250V251H51ZM61 250V249H60ZM142 250V249H141ZM4 251V250H3ZM2 251V252H3ZM160 252L161 251H163L162 249H160L159 250ZM13 252V251H12ZM28 252V253H29ZM164 252H166V251H164ZM205 252V251H204ZM51 253H53L52 255H51ZM68 253H70V252H68ZM41 254V253H40ZM8 255V254H7ZM11 255H13L14 256V254H12L11 253V251H10V254L8 255L9 257H8V261L10 260L11 262H12V259L15 257H13V258H10V256ZM21 256H22V254H20ZM30 255V254H29ZM31 255H30V257H31ZM164 255V254H163ZM141 256V255H140ZM165 256H166V254H165ZM214 256V255H213ZM20 257V256H19ZM23 257H24V255H23ZM44 257V258H43ZM142 257V256H141ZM140 257V258H141ZM168 257V256H167ZM26 258V257H25ZM92 258V259H93ZM171 258V257H170ZM182 258H183V256H182ZM182 258H180V261L181 262H183L184 261V259H182ZM15 259V258H14ZM13 259V260H14ZM19 259V258H18ZM149 259V258H148ZM28 260V259H27ZM27 260H23L24 262L23 263H21V264H29L28 263V261ZM55 260H57V258L55 259ZM71 260H70V263H72L71 262ZM85 260V261H86ZM95 260H92L93 262L95 261ZM138 260H140V259H138ZM157 260V259H156ZM170 260V259H169ZM264 260V259H263ZM20 261V260H19ZM18 261V262H19ZM101 261V262H100ZM118 261V260H117ZM116 261V262H117ZM118 261V262H119ZM11 262H8V263H10L11 264ZM21 262V261H20ZM75 262H77L78 263V259H76V261ZM75 262H73V264L75 263ZM84 262V261H83ZM86 262H88V261H86ZM170 262H172V263H175L174 262V260L172 261V258H171V260H170ZM169 262V263H170ZM143 263V262H142ZM153 263V262H152ZM169 263H167V264H169ZM172 263H170V264H172ZM56 264H57V262H56ZM69 264V263H68ZM80 264H82L81 263V261H80ZM87 264H89V263H87ZM103 264H105V263H103ZM118 264V263H117ZM122 264V263H121Z\"/></svg>",
  "mask_w": 264,
  "mask_h": 264
},
{
  "label": "crops",
  "instance_id": "0c3cea01",
  "mask_svg": "<svg viewBox=\"0 0 264 264\" xmlns=\"http://www.w3.org/2000/svg\"><path fill=\"white\" fill-rule=\"evenodd\" d=\"M81 1L82 0H0V46L12 40L13 38L19 36L20 34L25 33L26 31H29L41 25L42 23L53 19L54 17H57L58 15H60L61 13H63L64 11H66L67 9L71 8L72 6L76 5ZM110 1L112 0H109L108 2ZM65 18H67V16L60 19V21ZM20 43L16 46H20L24 42H22L21 44ZM8 51L11 50L9 49ZM0 55H5V53L1 52ZM68 56L71 65L72 56L70 55L69 51H68ZM75 74L79 78L78 74L77 73ZM85 75H92V74L89 73ZM105 89L97 88V90L95 91L100 92V91H105ZM85 91L86 93L89 92V90L88 91L85 90ZM92 103L94 104L95 102ZM147 122L148 123H146L144 127L152 123V121L149 120ZM111 124L112 123L108 124L110 128L112 127ZM139 132L140 131H138L136 134H138ZM121 140L123 141V144H126L134 140V137L131 134H127V136H125Z\"/></svg>",
  "mask_w": 264,
  "mask_h": 264
},
{
  "label": "built area",
  "instance_id": "2783aa9c",
  "mask_svg": "<svg viewBox=\"0 0 264 264\" xmlns=\"http://www.w3.org/2000/svg\"><path fill=\"white\" fill-rule=\"evenodd\" d=\"M199 5H201V4H199ZM194 10H195V8L192 7V8L189 9L190 12H188L186 15H184V18H183L182 22H183V25H184L186 28L189 27V19H190L189 14H193ZM26 35H27L26 32H25V33H22V34H20L19 36L13 38L12 40L6 42V43L3 44L2 46H0V52L3 51L4 49L8 48L9 46H11V45H13V44L19 42V41L22 40Z\"/></svg>",
  "mask_w": 264,
  "mask_h": 264
},
{
  "label": "water",
  "instance_id": "95a60500",
  "mask_svg": "<svg viewBox=\"0 0 264 264\" xmlns=\"http://www.w3.org/2000/svg\"><path fill=\"white\" fill-rule=\"evenodd\" d=\"M89 1H91V0H87V1H85L84 3H82L81 5H83V4H85L86 2H89ZM81 5H79V6H81ZM79 6H76V7L72 8V9L68 10L66 13H64V14L60 15L59 17H61V16H64L65 14H67V13L71 12L72 10H74V9L78 8ZM59 17H58V18H59ZM36 28H38V26H37V27H35V28H33V29H36ZM33 29H31V30H33Z\"/></svg>",
  "mask_w": 264,
  "mask_h": 264
}]
</instances>
